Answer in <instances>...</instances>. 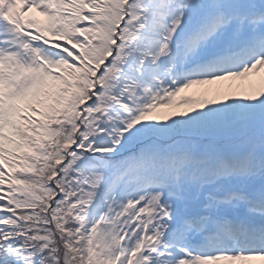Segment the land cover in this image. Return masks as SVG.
Here are the masks:
<instances>
[{
    "label": "snow or ice",
    "instance_id": "obj_1",
    "mask_svg": "<svg viewBox=\"0 0 264 264\" xmlns=\"http://www.w3.org/2000/svg\"><path fill=\"white\" fill-rule=\"evenodd\" d=\"M0 264H264V0H0Z\"/></svg>",
    "mask_w": 264,
    "mask_h": 264
}]
</instances>
